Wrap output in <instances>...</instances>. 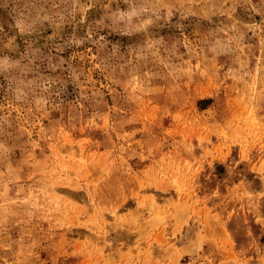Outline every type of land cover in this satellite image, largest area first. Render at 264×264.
<instances>
[{"label": "rangeland", "instance_id": "rangeland-1", "mask_svg": "<svg viewBox=\"0 0 264 264\" xmlns=\"http://www.w3.org/2000/svg\"><path fill=\"white\" fill-rule=\"evenodd\" d=\"M0 264H264V0H0Z\"/></svg>", "mask_w": 264, "mask_h": 264}]
</instances>
